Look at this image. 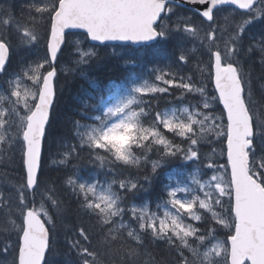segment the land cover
Segmentation results:
<instances>
[{
    "label": "snow or ice",
    "instance_id": "obj_1",
    "mask_svg": "<svg viewBox=\"0 0 264 264\" xmlns=\"http://www.w3.org/2000/svg\"><path fill=\"white\" fill-rule=\"evenodd\" d=\"M108 42L169 49L91 82L47 177ZM0 264H264V0H0Z\"/></svg>",
    "mask_w": 264,
    "mask_h": 264
},
{
    "label": "trees",
    "instance_id": "obj_2",
    "mask_svg": "<svg viewBox=\"0 0 264 264\" xmlns=\"http://www.w3.org/2000/svg\"><path fill=\"white\" fill-rule=\"evenodd\" d=\"M19 2L20 0H16V3ZM168 49L169 46L161 45L147 50L139 46L101 45L96 47L99 59L83 68L85 75H81L78 71L62 72L61 91L43 144L44 171L47 177L56 179L63 175V170H57L58 166L54 165L52 161L55 159L60 141L64 137H70L69 122L77 114L76 110L80 107L81 101L93 94L91 82L96 81L108 85L112 82L119 83L130 73L144 74L146 65L161 59ZM125 61H135V63L125 65ZM69 65L73 67L71 63ZM221 236L224 237L223 230ZM58 247L63 251L62 236ZM57 259H61V257H57Z\"/></svg>",
    "mask_w": 264,
    "mask_h": 264
},
{
    "label": "water",
    "instance_id": "obj_3",
    "mask_svg": "<svg viewBox=\"0 0 264 264\" xmlns=\"http://www.w3.org/2000/svg\"><path fill=\"white\" fill-rule=\"evenodd\" d=\"M189 7H191V8H194L195 6H189ZM73 31H75V32H79V30H73ZM90 44H92L93 42H89ZM108 44H112V45H114V44H116V45H129V46H137V45H131L130 43H128V42H108ZM98 46H101V45H98ZM222 107V106H221Z\"/></svg>",
    "mask_w": 264,
    "mask_h": 264
},
{
    "label": "rangeland",
    "instance_id": "obj_4",
    "mask_svg": "<svg viewBox=\"0 0 264 264\" xmlns=\"http://www.w3.org/2000/svg\"><path fill=\"white\" fill-rule=\"evenodd\" d=\"M80 38H81V37H79V35H76V36H73V37H72L73 40L80 39ZM84 51H91V44H90V43H89V45H85V46H84ZM68 67L71 68L72 66L68 65ZM224 231H227V230H223V232H224ZM220 238H224V237L221 236Z\"/></svg>",
    "mask_w": 264,
    "mask_h": 264
}]
</instances>
